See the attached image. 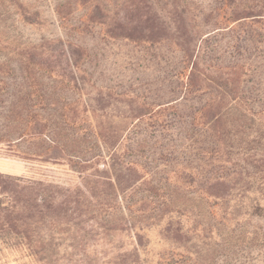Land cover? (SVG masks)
Returning <instances> with one entry per match:
<instances>
[{"label":"rangeland","instance_id":"rangeland-1","mask_svg":"<svg viewBox=\"0 0 264 264\" xmlns=\"http://www.w3.org/2000/svg\"><path fill=\"white\" fill-rule=\"evenodd\" d=\"M79 1L0 0V172L61 183L78 181L64 165L17 156L35 150L37 140L25 138L13 146L3 141L8 137V109L41 105V81L34 85L26 78L16 48L48 39L69 40L85 49L83 66L96 86L136 98L149 108L128 122L117 149L139 171L133 188L137 205L131 210L137 214V224L146 229L140 246L143 264H264L262 190L259 175L246 169V162L264 144V117L241 121L220 141L203 115L205 106L229 88L221 84L234 65L243 68V87L252 107L264 106V8L254 9L261 15L232 21L227 19L230 8L224 5L229 0H187L182 9L196 34L197 64L192 65L174 36L157 42L109 37L104 25L88 21V4ZM63 2L70 4L65 17L57 13ZM23 9L35 14L33 22L24 19ZM162 9L167 21L169 8ZM192 66L201 78L199 86L188 82ZM222 174L230 180L228 196H208L207 180ZM146 182L158 190L148 192L143 188ZM122 200L126 203L129 195L123 194ZM163 200L167 205L162 207ZM142 202L148 205L143 211ZM168 220L184 232L182 240L163 234ZM0 262L30 264L16 251H5Z\"/></svg>","mask_w":264,"mask_h":264},{"label":"trees","instance_id":"trees-1","mask_svg":"<svg viewBox=\"0 0 264 264\" xmlns=\"http://www.w3.org/2000/svg\"><path fill=\"white\" fill-rule=\"evenodd\" d=\"M79 3L88 4V21L104 25L109 37L157 42L174 36L192 65L197 64L193 45L196 34L182 9L189 4L187 0ZM224 5L230 8L227 19L232 21L261 15L254 9L264 8V2L247 0H229ZM57 8L62 17L70 13L69 2ZM162 8H169L167 21ZM22 15L26 21H34V13L23 9ZM16 53L31 84L41 81V105L8 109V137L3 141L13 146L25 138L37 140L35 150L18 152L17 156L30 162L64 165L78 181L61 183L0 172V258L5 251H16L30 264H143L140 246L146 229L137 224V214L131 210L137 205L133 188L139 171L122 159L117 149L128 122L142 117L149 108L136 98L96 86L83 66L85 49L69 40H43L38 45L17 47ZM242 69L236 65L228 69L221 85L229 88L203 110L209 128L220 141L232 135L241 121L264 117V106L255 110L249 101ZM200 81L192 66L189 84L199 86ZM252 156L246 169L259 175L264 201V144ZM229 181L223 174L207 180L205 193L226 198ZM143 188L152 193L158 190L148 182ZM125 193L129 200L122 203ZM165 205L164 201L162 207ZM141 207L143 211L148 205L142 202ZM257 207L263 209L262 205ZM164 213L161 208L158 215ZM163 234L179 240L185 235L171 220L165 223ZM119 236L130 240L124 242L117 239Z\"/></svg>","mask_w":264,"mask_h":264}]
</instances>
